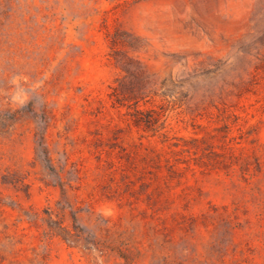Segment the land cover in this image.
Segmentation results:
<instances>
[{"label": "rangeland", "instance_id": "rangeland-1", "mask_svg": "<svg viewBox=\"0 0 264 264\" xmlns=\"http://www.w3.org/2000/svg\"><path fill=\"white\" fill-rule=\"evenodd\" d=\"M0 264H264V0H0Z\"/></svg>", "mask_w": 264, "mask_h": 264}]
</instances>
